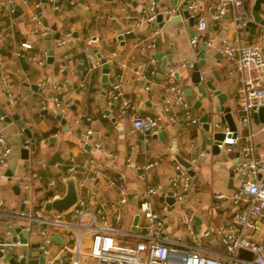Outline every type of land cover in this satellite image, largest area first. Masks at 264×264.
I'll use <instances>...</instances> for the list:
<instances>
[{
  "label": "crops",
  "instance_id": "0c3cea01",
  "mask_svg": "<svg viewBox=\"0 0 264 264\" xmlns=\"http://www.w3.org/2000/svg\"><path fill=\"white\" fill-rule=\"evenodd\" d=\"M7 1L0 0V109L10 121L5 122L0 117V131L11 152L7 160L0 163V200L3 202L0 210L4 212L0 215V249L4 244L14 242L11 238L16 237L14 230L20 225L24 226L26 241L19 240L20 245L7 247L3 252L5 258L25 253L26 263L34 260L37 263L32 264H47L48 256L38 251V242L45 241L39 233L42 228L47 229L45 244L50 255L70 241L66 231L18 218L20 213L33 214L39 209L45 214H58L45 210L44 204L64 194L69 176H74L78 198L86 200V207L103 211L107 221L118 229L117 225L131 227L146 187L160 184L163 192L151 199L154 209L167 217L168 231L179 235L184 242L192 243L193 238L184 227V218L193 212L198 220L193 222L194 237L212 251H225L217 230L235 228L234 214L242 211L229 199L239 180L235 174L238 149L214 150L212 143L208 144L203 136L201 126L184 120L180 108L174 110L178 123H171L169 115L164 117L162 139L152 138L153 134L141 139L143 134L133 130L132 126V118L155 116L161 111L169 67H174L178 73L175 80L183 89L184 100L192 115L200 119L204 113L211 112L213 121L222 122V112L212 91L205 86L206 96H202L190 80L192 68L181 66L186 61H198L203 51L201 43L198 47L190 44L191 36L196 33L197 20L182 17L171 23L163 15L161 27L155 28L149 23L136 27V21L149 4H154L153 0H57L58 9L52 8L54 0H12V10L5 5ZM216 1H198L197 15L207 25L200 35L212 37L215 42L213 47L204 50L206 65L200 67L202 81L209 79L226 94L224 106L231 109L239 131L245 135L249 129L239 124L234 97L238 94L241 78L227 74L228 62L224 56L219 62L215 57L222 40L237 43L238 37L231 11L213 19ZM243 1L250 20L254 0ZM155 5L160 11L174 6L173 0H158ZM259 12L264 17V4L260 5ZM34 14L39 15V23L32 19ZM119 31L133 35L118 39ZM154 32L157 34L153 37ZM247 36L248 31L240 35V42L252 39L260 43L264 38V26L258 24L250 40ZM153 38L155 42H152ZM24 41L31 43L30 49L20 46ZM156 53L163 54L165 68H161L162 60L155 56ZM97 54L108 63L106 82ZM49 57H52L51 62H48ZM212 67L218 69L220 78L214 75ZM120 78L124 96L131 105L124 112L120 111L119 101L108 103L107 89ZM56 97L67 104L62 114L66 126L54 117L58 113L54 103ZM13 116L21 121L23 128L29 129L32 136L26 159L22 158L21 149L29 138ZM259 122L253 119V131ZM86 129H91L92 137L83 144L81 137ZM208 136L211 137V133ZM263 139L264 133L254 137L256 147L262 150ZM93 142L99 146L95 147ZM108 153L115 157L111 159ZM71 157L77 167L73 173L67 170ZM127 157L139 164L153 160L158 164L142 180L127 166ZM192 158L198 165L190 175L188 198L174 199L173 204L166 202L164 198L169 193L179 190L170 184V178L175 174L174 166L181 159L189 163ZM90 168L97 173L95 182L88 178ZM33 172L37 174L36 178L31 177ZM17 178H24V181L28 178L30 190L18 184ZM118 178L122 180V190L108 184L109 179L117 182ZM51 180L54 185L49 186ZM90 191L95 192L94 198L89 197ZM219 193L225 197L217 199ZM116 212L121 216L119 221L115 220ZM59 215L65 220H78H75L77 215L72 206ZM204 231H209V235L204 236ZM51 232H62L68 237L67 242L49 240ZM245 234L254 240L264 239V221L252 220ZM89 241L90 235L86 234L83 239L86 249ZM41 256L44 257L42 262L39 261Z\"/></svg>",
  "mask_w": 264,
  "mask_h": 264
},
{
  "label": "built area",
  "instance_id": "2783aa9c",
  "mask_svg": "<svg viewBox=\"0 0 264 264\" xmlns=\"http://www.w3.org/2000/svg\"><path fill=\"white\" fill-rule=\"evenodd\" d=\"M199 0H182L185 2L190 16L196 17L198 12ZM179 4L173 7L159 10L155 4H149L142 15L136 21L135 26L139 27L141 23L152 24L156 21V16L161 13L169 18L175 15L179 10ZM12 10V0L5 3ZM57 0L53 1L52 8L58 9ZM231 11L235 33L238 42L224 39L218 45V51L228 62L227 74L239 75L241 85L238 87V121L243 127L249 129L247 134H241L238 125L235 130H230L227 123L215 122L211 119L210 133H222V139H213L212 143L218 147V150L238 149L237 162L235 164V174L238 176V184L231 192L230 201L239 207L242 211L234 214L236 227L229 230L218 229L219 242L225 249L223 252H215L201 243L200 239L195 238L193 232V222L195 213L190 212L185 215L184 227L188 234L193 238L192 243L184 242L179 235H172L167 228V217L158 213L153 206L152 196L163 192L160 184L148 185L140 199L138 212V221L131 223L130 230L122 231L113 227L108 221L103 211L97 209L92 211L86 207V200L78 198L72 206L77 215V221H69L61 218L59 214H45L41 209L33 214L20 213L18 218L26 220L29 223H37L40 226L51 228L53 230H63L69 233L70 241L63 245L55 254L50 255L45 242H47V229L42 228L40 235L45 241L38 242V251L48 256L47 264H85L83 260L87 257L94 261V264H264V239L254 240L245 234L246 227L252 220L264 221V150L256 147L254 137L258 133H264V121L259 122L258 128L252 130L253 113L260 107H264V38L260 43L250 40L241 43L239 36L247 32V24L250 18L243 0H217L214 5L212 17L217 20L224 16L226 12ZM32 19L37 23L40 17L37 14L32 15ZM205 20L197 18L196 33L191 36L190 44L192 47H198L205 44L206 47L214 46L212 37L202 38L200 33L206 29ZM157 34L154 32L153 37ZM64 42V40H62ZM155 42V39H152ZM24 49H30L31 43L24 41L20 43ZM193 62L186 61L181 66L193 67ZM125 66V63L122 64ZM175 68L169 67L166 80L164 82V103L161 111L155 116H142L132 118L133 130L138 131L145 137L149 134H156L164 127V117L169 115L168 120L171 123H178L179 119L174 110L180 108L183 111V118L192 124H197L202 128V122L194 117L191 110L184 100L182 87L175 80ZM153 72V71H151ZM142 78L146 75L141 73ZM202 79V76H201ZM108 103L120 102V111L124 112L131 105L124 96L121 78L115 81L107 89ZM55 108L58 113L63 114L67 104L59 98L54 99ZM231 113V109H230ZM222 112V116H223ZM232 115V114H231ZM233 118V115H232ZM92 137L91 129H86L82 134V143L86 144ZM146 139V138H145ZM245 140V142H243ZM264 147V139L262 141ZM98 147L97 142H93ZM31 142L27 139L24 148L28 150ZM11 152L5 135L0 131V163L3 164ZM108 157L113 159L115 155L108 153ZM126 164L134 170L136 178L145 179L149 172L158 164L157 160L147 161L145 163H135L130 157L126 158ZM197 160L190 159L189 167L186 168L177 163L175 174L170 178V184L173 188L172 196L176 201H183L188 198L191 187V176L188 169L197 168ZM77 169L74 158L69 159L67 170L69 173ZM90 168L88 178L91 182L97 180V173ZM31 177L36 178L37 174L32 173ZM24 181V178H17L18 184H23L25 189L30 190V184ZM110 186H117L122 190L123 183L120 178L117 182L109 179ZM54 185V181H49V186ZM83 185V183H81ZM89 197L94 198L95 192L90 191ZM224 194L216 195L217 199H223ZM3 202L0 200V207ZM0 210V215H3ZM88 218L85 222L84 219ZM121 216L115 213V220L119 221ZM134 226V229H132ZM29 229V228H27ZM86 234L90 235V241L87 249L83 246V239ZM204 236L209 235V231H204ZM20 245L16 240L12 243L4 244L0 249L3 253L7 247ZM27 245V243H25ZM242 251L251 254V257L242 255ZM18 258L24 255L16 254Z\"/></svg>",
  "mask_w": 264,
  "mask_h": 264
},
{
  "label": "water",
  "instance_id": "95a60500",
  "mask_svg": "<svg viewBox=\"0 0 264 264\" xmlns=\"http://www.w3.org/2000/svg\"><path fill=\"white\" fill-rule=\"evenodd\" d=\"M123 1L131 2L130 0H123ZM157 1L158 0H153V3L156 4ZM177 3H178V0H173V5H177ZM261 4H264V0H254V4H253L252 10H251V19L248 21V24H247V31H248L247 38H248V40H250L252 38L258 24H261L264 26V17H262V15L259 12ZM227 14H228V11H227ZM182 17L189 18V20H192V19L197 20L198 15H196V17L190 16V13L188 11L186 3L182 2L179 4V10L177 11V13L175 15L170 16L168 18V21L171 23H175V22L180 21ZM152 24L155 28L161 27L163 25V15L161 13H158L156 16V21L153 22ZM132 35H133V33H131V32L130 33H123L122 31H119L118 39H122L123 37H128V36H132ZM200 46H201V49L203 51L200 53V57H199L198 61L194 62V64H193V67H192V70L190 73V80L194 84V86L197 88V90L201 93L202 96H206L205 86L212 91L213 95L218 100V104L220 106V111L224 113L222 116V120L227 123L230 130H235L236 125H235L234 120L232 118V115L230 113V108L224 106V102L226 100V94L222 90L217 89L216 86L209 79L205 80L204 83L202 81L203 77L201 79L202 75H201L200 67L206 65L204 50H206L207 47L205 44H201ZM155 56L161 58V60H162L161 68H165L166 67V60L164 58H162L163 54L162 53H156ZM97 57L99 59H101L102 67L104 69L103 70V73H104V79L103 80L106 82V80H107L106 74L108 72V63L106 62L105 59L101 58L100 54H97ZM215 57L218 61L222 58V55L220 52H218ZM51 59H52V57H49L48 62H51ZM212 72L214 73V75L217 78H220V74H219V71L217 68L212 67ZM175 75L178 76V73H176ZM187 92H188V90H187ZM54 115H55L54 116L55 119L60 121L61 124H63V125L66 124V120L62 114L55 113ZM0 117H2L3 121H5V122L10 121V117H8L5 114V112L2 111L1 109H0ZM13 119L16 120L17 124L22 128L23 132L25 133V135L29 138V140L31 142L32 136H31L29 129L23 128V124L21 123V121L18 120V118L16 116H13ZM211 119H212L211 112L204 113L203 116L200 118V121L202 122V133H203V136L205 137L208 144H211L213 139H222L223 138L222 133H213L211 135V137L208 136V133H210ZM253 119L255 122L264 121V107H260L257 112L253 113ZM162 137H163L162 131H159L158 133L152 135V138L162 139ZM140 138L143 139V135H141ZM31 145H32V143H31ZM212 146H213L214 150L218 151L217 146H215L213 143H212ZM32 148H33V146H32ZM28 151L29 150L27 148L21 149L22 158L26 159L28 157ZM180 163L187 168L189 167V163L184 161L183 159H181ZM188 172L190 175H193V171L191 169H189ZM8 175H11V172H8ZM66 185H67L66 191L64 192V194L62 196H55L53 199L47 201L44 204L45 210L54 211L55 213L60 214L64 211H66L67 209H69L71 206H73L76 203V201L78 199V188L76 186L74 176H69L66 178ZM14 188L18 189V187L16 185L14 186ZM162 198H164V197H162ZM164 199L168 203H171V204L174 203V198L172 197V193H169V195L166 196ZM139 206H140V201L138 202V207ZM138 216H139L138 214H136L134 216L133 224L137 223ZM195 221H198V220L196 219ZM23 227H24L23 225H20L19 227L15 228L14 231L16 233V237H12L11 241H15L17 238L21 242L26 241V232H25V230H23ZM132 229H134V226H132ZM48 239L51 241H56V242H60V243L64 244L67 242L68 237L65 236L62 232H51L48 235ZM23 254H25V253H23ZM43 260H44V257L41 256L39 261L42 262ZM32 263H37V261H34V260L30 261L29 260L26 263L25 257H22L20 260H18V257L16 254L10 255L8 258H5V255L0 251V264H32Z\"/></svg>",
  "mask_w": 264,
  "mask_h": 264
},
{
  "label": "rangeland",
  "instance_id": "374dc122",
  "mask_svg": "<svg viewBox=\"0 0 264 264\" xmlns=\"http://www.w3.org/2000/svg\"><path fill=\"white\" fill-rule=\"evenodd\" d=\"M234 97H235V101L238 104V98H239L238 94H236ZM125 210H127V209L125 208ZM75 220H77V217H75ZM117 227H119V229L122 230V231H128V230H130V227L125 226V225H120V226L117 225ZM83 262L85 264H94V261L91 258H88V257L85 260H83Z\"/></svg>",
  "mask_w": 264,
  "mask_h": 264
},
{
  "label": "trees",
  "instance_id": "16d2710c",
  "mask_svg": "<svg viewBox=\"0 0 264 264\" xmlns=\"http://www.w3.org/2000/svg\"><path fill=\"white\" fill-rule=\"evenodd\" d=\"M242 255L245 257H251V254L246 251H242Z\"/></svg>",
  "mask_w": 264,
  "mask_h": 264
}]
</instances>
